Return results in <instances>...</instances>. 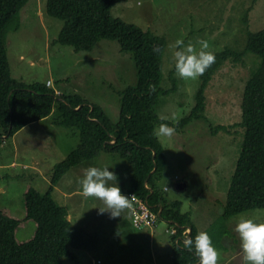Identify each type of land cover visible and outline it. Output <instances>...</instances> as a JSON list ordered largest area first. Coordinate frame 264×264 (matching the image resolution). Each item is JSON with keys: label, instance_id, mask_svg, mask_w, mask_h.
<instances>
[{"label": "rangeland", "instance_id": "1", "mask_svg": "<svg viewBox=\"0 0 264 264\" xmlns=\"http://www.w3.org/2000/svg\"><path fill=\"white\" fill-rule=\"evenodd\" d=\"M110 14L164 38L159 87L169 90L159 94L155 111L158 117L176 123L191 111L200 76L181 79L174 71L170 78L175 41L190 43L196 51L205 42L204 50L213 54L225 47L240 51L245 25L250 31L264 26V0H117ZM62 23L46 14L45 0L27 2L19 14V29L6 32L11 75L26 83L49 79L54 94H78L101 106L116 122L119 92L136 80L132 54L120 51L118 39H101L89 50L75 51L54 41ZM258 61L251 53L241 61L226 60L204 90L205 118H193L183 127H173L172 136L158 138L165 162L156 187L166 200L181 202V212L189 215L198 233L209 235L217 251L216 264H243L239 238L232 231L239 218L264 222V208L228 218L221 210L243 136L242 90ZM51 116L0 141V211L19 220L14 229L18 242L30 239L36 227L33 220L25 218V199L46 203L44 194L53 165L78 142V130L52 123ZM218 125H224L225 130L213 129ZM89 166L109 167L117 176L121 193L129 189L130 170L115 152H100L62 175L51 192L52 199L76 214L74 225L97 236L93 250L71 248L76 261L64 256L62 264H170L167 255L173 228L162 219L153 227L137 228L127 214L117 220L107 212L100 213L97 207H104L103 203L83 197L76 182Z\"/></svg>", "mask_w": 264, "mask_h": 264}, {"label": "trees", "instance_id": "2", "mask_svg": "<svg viewBox=\"0 0 264 264\" xmlns=\"http://www.w3.org/2000/svg\"><path fill=\"white\" fill-rule=\"evenodd\" d=\"M28 1L0 0V141L52 115V123L78 130V142L53 165L44 194L46 203L25 199V218L36 225L30 239L16 241L14 229L19 220L0 211V264H62L64 256L76 261L71 248L91 251L96 247L97 236L74 225L68 218V209L55 202L51 192L66 171L100 152H115L125 159L130 170L129 191L146 199L152 211L160 210L159 219L173 228L169 263L198 264L194 253L182 243L184 238L198 233L196 227L189 215L181 212V202L166 200L156 187L165 153L153 129L160 123L177 129L193 118H205L204 90L214 72L226 60L241 61L247 53L259 61L243 86V136L221 210L222 216L228 218L249 209L264 208V26L250 31L245 25L242 50L225 47L214 54L215 62L199 77L191 111L171 123L155 111L159 94L169 90L159 87L163 37L111 16L110 9L117 0H45L46 14L63 22L54 41L80 51L91 49L101 39H118L120 51L132 54L136 80L119 92L118 119L113 122L101 106L78 94L55 95L46 81L26 83L11 75L6 32L19 28V12ZM173 72L174 66L170 78L174 77ZM213 129L225 130V126Z\"/></svg>", "mask_w": 264, "mask_h": 264}, {"label": "clouds", "instance_id": "3", "mask_svg": "<svg viewBox=\"0 0 264 264\" xmlns=\"http://www.w3.org/2000/svg\"><path fill=\"white\" fill-rule=\"evenodd\" d=\"M172 47L175 48L172 53L174 71L181 79H195L203 75L215 62L214 54L204 50L207 48L205 42H201L199 51L194 50L190 43L185 45L180 39ZM173 133L174 128L165 123H160L153 129V135L157 138L170 137ZM113 181L114 184L109 183ZM76 182L83 197H93L103 203L104 207H97L100 213L107 212L110 217L115 218L129 206V198L117 186L116 174L107 166L87 167ZM232 231L239 238L243 264H264V222L242 217L234 223ZM182 243L185 249L194 253L198 264H216L217 251L206 232L201 231L194 237H186Z\"/></svg>", "mask_w": 264, "mask_h": 264}, {"label": "built area", "instance_id": "4", "mask_svg": "<svg viewBox=\"0 0 264 264\" xmlns=\"http://www.w3.org/2000/svg\"><path fill=\"white\" fill-rule=\"evenodd\" d=\"M46 85L52 87L49 80L46 81ZM59 93L60 92L58 91V94L55 95H59ZM122 194L129 198V208L131 209V223L134 227L142 228L153 227L154 225H156L159 220V216L151 210L146 199H143L130 191Z\"/></svg>", "mask_w": 264, "mask_h": 264}, {"label": "crops", "instance_id": "5", "mask_svg": "<svg viewBox=\"0 0 264 264\" xmlns=\"http://www.w3.org/2000/svg\"><path fill=\"white\" fill-rule=\"evenodd\" d=\"M36 3H40V0H36ZM27 4V3H26ZM25 4V5H26ZM24 5V6H25ZM23 6V7H24ZM23 7L21 8V10L23 9ZM20 10V11H21ZM37 13H38V15L39 16H41V11L40 10H38L37 11ZM19 14H20V12H19ZM19 29V28H18ZM49 80V79H48ZM47 81V80H46ZM176 180H178V178H177V176L176 177H174ZM180 186H181V184H178V188H180ZM128 191H129V189H127ZM69 212V214H68V218L73 222V220L76 218V214L75 213H73L72 211H68ZM91 214L93 213V210L90 212ZM75 214V215H74ZM122 214V216L123 215H125V214H127L128 216H129V218H130V220H131V209L129 208V206L127 207V208H125V210L121 213ZM116 219L117 220H121V218H119V217H116ZM92 220H94V222H95V218H94V216H93V219ZM82 221V220H81ZM126 222H128L127 221V219L125 220ZM154 229V228H153ZM153 229H150L151 231H153ZM198 231V230H197ZM169 254V253H168ZM167 257H168V255H167ZM153 261H154V259H153Z\"/></svg>", "mask_w": 264, "mask_h": 264}, {"label": "water", "instance_id": "6", "mask_svg": "<svg viewBox=\"0 0 264 264\" xmlns=\"http://www.w3.org/2000/svg\"><path fill=\"white\" fill-rule=\"evenodd\" d=\"M79 107V106H78ZM158 215H160V211L158 212ZM189 231V230H188Z\"/></svg>", "mask_w": 264, "mask_h": 264}]
</instances>
